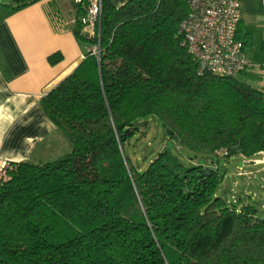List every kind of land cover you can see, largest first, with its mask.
<instances>
[{
    "label": "trees",
    "instance_id": "trees-1",
    "mask_svg": "<svg viewBox=\"0 0 264 264\" xmlns=\"http://www.w3.org/2000/svg\"><path fill=\"white\" fill-rule=\"evenodd\" d=\"M186 14L185 0H101L98 42L77 21L91 50L40 100L72 148L8 163L0 264H264V213L218 193L230 157L264 156V90L200 75L178 34ZM152 118L183 151L139 168L126 147Z\"/></svg>",
    "mask_w": 264,
    "mask_h": 264
},
{
    "label": "crops",
    "instance_id": "crops-1",
    "mask_svg": "<svg viewBox=\"0 0 264 264\" xmlns=\"http://www.w3.org/2000/svg\"><path fill=\"white\" fill-rule=\"evenodd\" d=\"M109 1L119 7L128 0ZM258 1L240 0L237 38L250 60L249 25ZM19 4V0H0V168L10 162L52 161L65 154V134L45 116L40 100L91 50L88 42L77 38L79 13L74 0H37L16 9ZM55 52L62 59L50 64L47 58ZM250 161L256 162L246 159L244 164L253 165ZM236 170L237 176L247 177L243 192L237 196L239 182H230L226 174L218 193L229 201L230 191V202L238 206L256 200L262 212L264 198L258 189L264 190V186L260 182L247 185L258 170Z\"/></svg>",
    "mask_w": 264,
    "mask_h": 264
},
{
    "label": "built area",
    "instance_id": "built-area-1",
    "mask_svg": "<svg viewBox=\"0 0 264 264\" xmlns=\"http://www.w3.org/2000/svg\"><path fill=\"white\" fill-rule=\"evenodd\" d=\"M185 1L187 14L179 24L178 34L181 45L196 61L198 73L235 77L252 71L255 65L247 56L244 43L237 38L240 0ZM74 3L78 7L80 33L98 42L101 0H74ZM261 4L264 6V0ZM92 50L98 54V43ZM214 154L223 156L226 150H216ZM7 165L0 168V177H5Z\"/></svg>",
    "mask_w": 264,
    "mask_h": 264
},
{
    "label": "rangeland",
    "instance_id": "rangeland-1",
    "mask_svg": "<svg viewBox=\"0 0 264 264\" xmlns=\"http://www.w3.org/2000/svg\"><path fill=\"white\" fill-rule=\"evenodd\" d=\"M253 18L249 25L252 31L249 40L251 49L249 56L255 66L252 71L237 75V79L254 89L261 90L264 89V6H262L261 1L255 3ZM138 126L139 130L136 133V138L132 139L131 143L126 147L128 156L136 167L144 168L147 164L146 162L165 147L181 155L183 151L182 147L177 142L174 143L173 140L171 141L165 138L166 131L154 118L149 119L146 125L139 123ZM71 148L70 140L65 135V153L70 152ZM195 160L193 158V162ZM253 160L256 161L255 164L247 166L244 164V159L240 155H234L226 162L227 174L230 177L229 181L233 182L236 180L241 187L240 189L238 187L236 188L237 196H239L240 192H243L244 180L247 177L237 176L236 169L252 170L253 172L258 170V173L255 172L256 175L253 178L251 176L252 181L247 182V185L251 187L252 185L255 186L253 184L254 182H260L264 186V180L261 178L264 177V156L256 155ZM258 191L262 198H264V190L258 189ZM227 197L231 201L230 191L227 192ZM254 201L256 202V200ZM258 204L260 209V202ZM262 213H264V209H262L261 215Z\"/></svg>",
    "mask_w": 264,
    "mask_h": 264
},
{
    "label": "water",
    "instance_id": "water-1",
    "mask_svg": "<svg viewBox=\"0 0 264 264\" xmlns=\"http://www.w3.org/2000/svg\"><path fill=\"white\" fill-rule=\"evenodd\" d=\"M166 132H167V134H168V135H171V131H170L169 129H167V131H166ZM250 164H253V162H252V161H250Z\"/></svg>",
    "mask_w": 264,
    "mask_h": 264
}]
</instances>
